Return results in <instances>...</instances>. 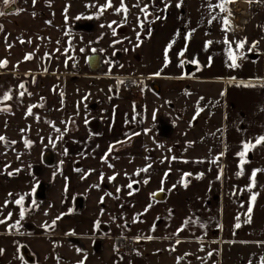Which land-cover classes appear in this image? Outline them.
<instances>
[{
	"label": "rangeland",
	"instance_id": "1",
	"mask_svg": "<svg viewBox=\"0 0 264 264\" xmlns=\"http://www.w3.org/2000/svg\"><path fill=\"white\" fill-rule=\"evenodd\" d=\"M220 2L123 0L128 9L124 13L117 11L121 8V0H111V7H105L102 12L100 7L108 0H14L18 14L3 23V33L8 34L4 38H11L7 41L11 45L8 57L11 64L26 68L25 44L26 39L31 38L33 70L40 72L42 56H50L53 65L49 72L61 71L65 76L59 82L58 77H45L39 81L37 85H43L45 90L42 94L45 104L38 103L36 94L31 103L19 82L0 83V136L5 138L0 141V179L2 183L9 181L12 184L21 181L25 188L19 197H23L22 204H16L19 212L24 211V217L9 228L10 233L30 235L24 229L27 223L35 228L34 235L41 234L56 248H61L70 238L86 237L80 226L85 225L88 218H98L94 223L97 236L102 225L108 231L117 227L116 202L121 194L136 193L137 183L132 176L138 170V158L144 148L148 152L145 164L154 166L153 121L165 96L155 95L152 85L161 87L168 80L162 76L178 73L170 84L186 91L190 86L188 78H193L196 73L224 78L238 76L240 72L264 73V0L228 3L230 16L214 7ZM3 6L0 0V11ZM145 6L147 13L141 11ZM242 8L246 17L238 13ZM213 16L216 19L213 20ZM225 18L230 25L227 31L224 30L228 27L223 23ZM84 23H92L93 30L75 29L76 25ZM226 40L232 44L238 66H229L232 61ZM241 41H245L244 47L237 49L236 44ZM254 42L256 47L253 48ZM170 43L171 48H168ZM1 46L4 44H0V61L4 57ZM92 54L101 55L104 64L97 74H90L87 67V57ZM183 63L194 66L196 73L187 77ZM215 91H210L211 98ZM38 92L41 91L38 89ZM6 94L11 98L4 100ZM189 101L184 98L179 103L186 105ZM168 108L180 120L177 108L173 105ZM203 117L198 129L210 145L216 147L221 138L220 126L208 122L205 115ZM93 121L98 122L95 131L91 125ZM145 122L149 128L145 133L152 139L147 143L140 139ZM183 128L184 125L176 130L178 136L185 133ZM119 141L126 144L125 151L121 150ZM184 144L181 141L174 143L172 151L182 152ZM46 150L55 155L52 167L42 164V154ZM35 168L40 169L39 174L35 173ZM226 178L225 205L228 204L226 201L237 199L243 200L242 206H237V216L226 221L221 232L212 231L187 244L199 253L187 260L194 264H221V249L225 242L234 247L252 246L259 253L264 250V236L258 232L264 223L254 219L247 222L248 217L243 215L250 205L252 211L256 207L259 197L253 205L248 202L256 191H249L247 184L239 182L243 181L241 179L229 181L228 174ZM186 180L187 176L182 184H186ZM40 182L48 186V198L44 202L34 199ZM129 184H132L131 188ZM77 197L83 198L84 205L81 211L75 212ZM230 208L227 205L225 211ZM259 208L264 211V207L258 206V211ZM170 213L175 215L176 211L171 209ZM237 223L241 225L239 228L235 227ZM119 230L113 229L112 234H125ZM140 242L141 239L136 238V243ZM106 246L113 249L109 242ZM69 247L66 253H55L52 263L100 264L98 259L89 256L88 251ZM232 254L231 250L230 256ZM182 261L178 255L177 264Z\"/></svg>",
	"mask_w": 264,
	"mask_h": 264
},
{
	"label": "crops",
	"instance_id": "2",
	"mask_svg": "<svg viewBox=\"0 0 264 264\" xmlns=\"http://www.w3.org/2000/svg\"><path fill=\"white\" fill-rule=\"evenodd\" d=\"M194 75L188 78L190 86L186 91L170 84L178 73L162 76L168 80L161 87L156 84L159 92L152 87L155 95L165 96V102L153 121L152 136L156 142L152 144L154 166L145 164L148 152L144 148L138 158V170L132 176L137 183V191L121 194L115 206L117 227L126 235L141 239L140 243H136L133 253L114 254L106 246L109 242L113 248L114 228L108 231L102 225L98 228V236L95 235L96 217L88 218L85 225L80 226L81 232L86 234L84 239L78 236L82 247L67 240L61 248H56L41 234L34 235L35 228L27 223L24 229L30 235L10 233L9 228L20 222L15 201L25 188L21 181L12 184L9 181L2 183L0 179V220L5 221L0 223V249H3L0 264H56L52 263L55 253H66L69 246L88 251L89 256L98 259L100 264H177L178 255L183 260L180 264H194L187 260L199 253L188 243L212 231L221 232L226 221L237 216V206H242L243 200L237 199L226 201L228 204L225 205L226 174L230 175L229 181L241 179L243 181L240 183L250 187L252 172L259 170L255 185L251 186V191H256V197H259L251 212V219L264 223V211L260 208L258 211V206L264 207V143L256 144V140L264 136V73L240 72V75L231 78L199 73ZM211 90H216L212 98L209 96L212 95ZM184 98L191 100L186 105L179 103ZM172 105L180 112V120L168 108ZM201 112L209 119L208 122L220 126L221 138L216 147L211 146L205 134L198 129V125H201L199 120L204 119ZM183 125L185 133L178 136L176 130ZM142 130L144 134H141V140L144 143L152 141L145 133L149 130L146 122ZM180 141L186 143L183 145L184 150L175 153L172 145ZM246 143L254 146L245 151ZM241 152L245 153L243 157ZM145 168L146 172L139 171ZM185 176L186 184H182ZM157 192H165V203L159 204L152 199V195ZM248 202L253 205L252 201ZM227 205L232 208L226 212ZM171 209L176 211L175 215L170 213ZM243 215L248 217L247 212ZM258 232L264 236V226ZM226 244L221 249V264H262L264 260V250L259 253L252 246L234 247ZM231 250L233 254L230 256ZM26 251L33 258V263H27L24 259L23 253Z\"/></svg>",
	"mask_w": 264,
	"mask_h": 264
},
{
	"label": "flooded vegetation",
	"instance_id": "3",
	"mask_svg": "<svg viewBox=\"0 0 264 264\" xmlns=\"http://www.w3.org/2000/svg\"><path fill=\"white\" fill-rule=\"evenodd\" d=\"M10 9H15V10L13 12H11V11L8 12ZM1 11H4L5 15L0 16V26H2V27H0V38L2 39L0 44H4V47L1 46L3 48L2 50H3V56L4 57L2 58L0 63H3L5 61L7 63L4 64V66L0 67V83L6 84L8 80H10L12 83H15V84L19 82V84H23L24 85V87L22 89H23L24 92L27 93V95H28L27 98L29 99V101L31 103H32V97L36 94L39 97L38 103L45 104L46 100H45V98H43V95H42L45 90L43 88V85H41V84L37 85V84L39 83V81H42L45 77H54V78L58 77V79H57L58 81L57 82H59L60 80H62L60 78H63L65 76V74H63V72H61V71L60 72H53V73L49 72V69L53 65V63H52L53 59L50 56H42V60H41L42 69L40 70V72H35L33 70V68H32V58H33L32 43L33 42H32L31 38L26 39V44H25L26 51H25V54H24V56H25L24 63L26 65V68H23L22 66H20L18 64H11V62H10V60L8 58L11 55V45H10V43L7 42V41H11V38H10V36H8V38H4L8 34L3 33V30L5 29L3 23L5 21H7V19L12 18V17L16 16V14H18V7H17V5L15 3H10L9 6H3L1 8ZM93 28H94V25L92 23L78 24V25L75 26V29L77 31H82V32H91L93 30ZM22 42L23 41L21 40L20 43L22 44ZM30 48H31V50H30ZM92 55H95V54H92ZM92 55H90V56H92ZM96 55H99V54H96ZM29 56H31L30 59L27 58ZM90 56L87 57V61H86L88 70H89L90 74H97L95 72H92L90 70V68H89L88 59H89ZM99 56L101 58V63H102L103 68H104V64L102 62V57H101V55H99ZM8 67H11L10 70H7ZM183 71L185 72L184 68H183ZM38 89L41 92H38ZM91 125L93 126V129L95 131V129H97L98 122L93 121L91 123ZM96 132H98V130H96ZM140 139H141V135H140ZM122 142L119 141L118 143H122ZM125 145L126 144H123V143L119 144V146L122 147L121 150H124L123 147ZM47 152H51V154L53 155L54 164L52 166L55 165V161H56L55 155L50 150H46L42 154V164L45 167H52V166H49V165L45 164V162H44V156H45V154ZM39 172H40V169L39 168H35V173L39 174ZM77 198H79V197H77ZM80 198H82V197H80ZM115 228H114V231H115ZM133 238H135V237H133ZM135 247H136V245H135ZM113 248H114V246H113Z\"/></svg>",
	"mask_w": 264,
	"mask_h": 264
},
{
	"label": "snow or ice",
	"instance_id": "4",
	"mask_svg": "<svg viewBox=\"0 0 264 264\" xmlns=\"http://www.w3.org/2000/svg\"><path fill=\"white\" fill-rule=\"evenodd\" d=\"M13 2H14V0H2V4H3L4 6H9L10 3H13ZM249 2H251V0H249ZM258 2H260V0H258ZM228 3H235V0H221V2H220L219 4H217V5H215L214 7L219 8L221 12H227L228 15L230 16L232 13H231V11L226 7V5H227ZM179 6H180V5L178 4L177 7H179ZM105 7H111V0H108V3H107L105 6H101V7H100V11L102 12V11L105 9ZM117 11H118V12L122 11V12H124V13H127L128 9H127L126 6H124V4H123V0H121V8L118 9ZM141 11L147 13V6H145L144 8H142ZM3 15H5V12H4V11H0V16H3ZM212 19L214 20V19H216V17L213 16ZM210 22H211V21H210ZM113 23H115V22H113ZM223 23H224L226 26H228V27H226L224 30H225V31L229 30L230 25H229V21H228L227 18H225V19L223 20ZM0 27H2V26H0ZM109 27H111V25H109ZM140 27H141V28L143 27V24H142V23H141ZM113 34L115 35V31L113 32ZM138 39H139V36H138ZM208 43H211V42H208ZM225 43H227V44L229 45V59L232 61V64L229 65V66H238V65H236V59H237V57L233 54V52H232V50H231V49H232V44H231V42H229V41L226 40ZM244 43H245V41H241V42L237 43V44H236L237 49L243 48V47H244ZM252 47H253V48L256 47V43H255V42L253 43ZM168 48H171V43L168 45ZM168 48H166V50H165V66H167V63H168V60H167V50H168ZM182 54H183V53H181V55H182ZM27 58L30 59L31 56H29V57H27ZM6 63H7L6 61L3 62V63H0V67L4 66V64H6ZM157 75H159V73H157ZM20 87L23 88L24 85L21 84ZM21 95H23V93H21ZM10 98H11V97H10L9 95H7V94L4 96V100H8V99H10ZM198 112H199V109H198ZM28 114H29V115L32 114L31 108H29V110H28ZM197 114H198V113H197ZM56 130H57V131H60L59 129H56ZM4 139H5V138H4L3 136H0V141H3ZM261 143H264V136H261V137H259V138L256 140V144H261ZM253 146H254V145H250V144H247V143H246V144L244 145V149H245V151H247L250 147H253ZM244 154H245L244 152H241V153H240L241 157H243ZM242 163H243V161H242ZM111 166H112V165H109V167H111ZM139 171H144V172H146V171H147V168H145V169H141V170H139ZM257 171H259V170H254V171L252 172V177H251L252 184H251V186H254V185H255V177H256ZM137 174H139V172H138ZM166 175H167V174H166ZM186 175H188V174H186ZM110 179H115V177H110ZM145 182H147V181H145ZM251 186L249 187V191H251ZM128 187L131 188V187H132V184H129ZM118 191H119V189H118ZM9 195H11V194H9ZM250 199H251V201L254 203L255 200H256V194H253V195L251 196ZM22 202H23V197H21L19 200H16V201H15L16 204H22ZM251 212H252V206L250 205V206L248 207V209H247V213H248V220H247V222H251ZM10 215H11V214H9V216H10ZM23 217H24V211L22 210V211L20 212V218L23 219ZM236 219H237V221H239L240 218L237 217ZM0 223H5V221H4V220H0ZM18 223H19V222L17 221V224H18ZM186 223H187V221H186ZM14 226H15V225H13V227H14ZM240 226H241L240 223H237V224L235 225L236 228H239ZM149 239H151V237H149ZM2 252H3V249H0V253H2ZM262 264H264V260H262Z\"/></svg>",
	"mask_w": 264,
	"mask_h": 264
},
{
	"label": "water",
	"instance_id": "5",
	"mask_svg": "<svg viewBox=\"0 0 264 264\" xmlns=\"http://www.w3.org/2000/svg\"><path fill=\"white\" fill-rule=\"evenodd\" d=\"M15 9H10L8 12H13ZM88 65L89 68L92 72L98 73L99 71L102 70L103 65L101 63V58L99 55H92L88 59ZM183 68L185 70V75L190 76L192 73L195 72L196 68L191 65H187L186 63H183ZM153 89L156 92H159L158 86L156 84H153ZM44 162L45 164L52 166L54 164V157L51 154V152H47L44 156ZM47 191H48V186L45 185V183L40 182L38 183L35 193H34V199L38 202H43L46 201L48 196H47ZM152 199H154L157 202H162L166 199V194L165 192H157L152 195ZM83 209V198H76L74 201V211H81ZM69 242L80 246V242L77 238L73 237L69 239ZM23 257L26 260L27 263H33V258L28 255V252L23 253Z\"/></svg>",
	"mask_w": 264,
	"mask_h": 264
},
{
	"label": "built area",
	"instance_id": "6",
	"mask_svg": "<svg viewBox=\"0 0 264 264\" xmlns=\"http://www.w3.org/2000/svg\"><path fill=\"white\" fill-rule=\"evenodd\" d=\"M116 230L118 229L115 228ZM112 240L114 242V248L112 250L114 254H130L135 251L136 239L131 236L117 232L112 237Z\"/></svg>",
	"mask_w": 264,
	"mask_h": 264
},
{
	"label": "bare ground",
	"instance_id": "7",
	"mask_svg": "<svg viewBox=\"0 0 264 264\" xmlns=\"http://www.w3.org/2000/svg\"><path fill=\"white\" fill-rule=\"evenodd\" d=\"M245 7V6H244ZM239 10V9H238ZM240 15L245 16L246 17V12L243 10V8L238 12ZM244 19L241 20V24H243Z\"/></svg>",
	"mask_w": 264,
	"mask_h": 264
}]
</instances>
